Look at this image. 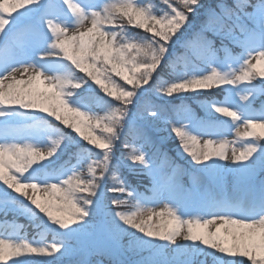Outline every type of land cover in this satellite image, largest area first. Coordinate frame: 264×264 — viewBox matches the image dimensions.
Instances as JSON below:
<instances>
[{"label": "snow or ice", "instance_id": "6c2138e0", "mask_svg": "<svg viewBox=\"0 0 264 264\" xmlns=\"http://www.w3.org/2000/svg\"><path fill=\"white\" fill-rule=\"evenodd\" d=\"M162 4L0 0V117L43 114L76 145L41 175L63 136L42 150L0 120V217L27 213L52 237L0 238V264H264V0ZM127 26L146 35L122 39ZM56 63L69 71L44 67ZM86 84L104 115L78 96ZM225 87L244 94L209 98ZM188 96L205 98L203 116ZM232 129L240 143L222 139ZM121 145L131 151L117 155ZM126 173L148 176L151 195ZM125 196L143 202L139 213L117 210Z\"/></svg>", "mask_w": 264, "mask_h": 264}, {"label": "trees", "instance_id": "16d2710c", "mask_svg": "<svg viewBox=\"0 0 264 264\" xmlns=\"http://www.w3.org/2000/svg\"><path fill=\"white\" fill-rule=\"evenodd\" d=\"M204 3H214L215 0H203ZM225 2H228V0H225ZM139 5H142V4H139ZM142 6H145V7H150V8H155L157 11H160L162 13V10L165 8V6L162 4V0L159 1V0H156L155 2H152V3H149V5H142ZM199 20V19H198ZM121 21H117V23H120ZM123 23L125 25H127V22L126 20L123 21ZM199 25V24H198ZM126 28H128L129 30H131L132 32L134 31H137V32H141L143 33L141 30L139 29H135L131 26H127ZM117 32L119 31V28L116 29ZM134 30V31H133ZM145 34V33H143ZM143 34L140 35V38L143 37ZM209 38H214V37H211V34H209ZM216 39V45L217 47L220 46V40L218 38H215ZM196 40L193 39L192 41V44L193 46L196 45ZM227 43V41L225 42ZM239 49L238 48H233L232 49V54L233 55H236V54H239ZM127 86V85H125ZM94 87L95 86H92V88H89L88 85L86 84L84 86L83 89L80 90V92L78 93V96H83V97H86L88 99V101L90 102V104L93 106L94 109L97 110V105H99V101H97L96 99V95L94 93ZM98 91V89H97ZM227 93V91L224 90V88L222 89H213L212 93L210 94V99H215V100H222L224 97H225V94ZM100 95H103V93H100ZM152 96L154 97L155 101L156 102H159L160 100V97L157 96L155 93H152ZM167 99V98H165ZM200 100H205L204 97H192V96H188L184 103L186 105H189L192 107V109L198 114V115H201L203 116L204 115V112L203 110L199 107V104L197 103V101ZM173 103L175 104H179L180 101L179 100H174ZM14 111V110H8V112H11ZM104 112L105 111H101L99 113V115H104ZM27 113H30V114H35V115H38V120H35V121H31L29 123H27L26 126L24 125H20V124H17L19 125L21 128H28L31 124H33L34 122L36 123H40V121H42L44 124L47 123V125H49V128L51 129V131L55 132V134L59 137L63 136V139L61 141V146L60 148L57 150L58 151V158L57 160H60L56 166H53L54 168H52V166H47L45 169L47 170H56L55 168H59L58 170H60L61 166L65 164V161H68L69 160V157L72 155V153L76 150V145L71 141V139L65 135L63 132H61V130L59 128H57L53 122L47 120L43 114H40V113H35V112H27ZM213 118L216 119L218 117H216L214 115V113L212 114ZM10 121L13 122V119L12 117L10 118ZM32 126V125H31ZM41 126V125H40ZM164 135H166V133H163ZM69 142H72L71 146L69 145V147H63L65 145H68ZM168 147L170 148L171 145H168ZM122 151H131V146L127 149L123 148V146H117L116 148V154L117 155H120V153ZM93 160L96 159L95 156L92 157ZM73 163L74 162V159L72 161ZM91 162V161H89ZM84 166H87L86 164ZM82 173V172H81ZM82 175H87V173L83 174ZM120 173H117V176H119ZM127 179L129 180L130 183H132L133 185L137 186L138 187V190L142 193H144V195H150L151 192L149 191V189L151 188V183H150V179L148 176H145V175H138V176H133V175H130V174H125ZM184 182L187 183L188 182V178L185 177L184 178ZM113 183V181L110 179L108 181V184L111 185ZM123 199H126V200H129L128 203L122 205L118 210L120 211H126L128 212L129 210L133 209L134 207V203H135V200H130L129 198H127L126 196L123 197ZM107 203V201H106ZM10 216H8L9 218ZM11 218V217H10ZM13 220L15 221H19V224L23 225L24 229L26 231H28L27 235H26V238L30 241H33V242H45L46 240H49L51 242V234L50 232H48L47 230H44L43 229V225L40 224V221H37V222H34V221H30L28 220L27 218H24L22 216H16L13 218ZM100 259H102L100 257ZM104 259V264H107V259L106 258H103ZM65 264H68V261L66 260Z\"/></svg>", "mask_w": 264, "mask_h": 264}, {"label": "rangeland", "instance_id": "374dc122", "mask_svg": "<svg viewBox=\"0 0 264 264\" xmlns=\"http://www.w3.org/2000/svg\"><path fill=\"white\" fill-rule=\"evenodd\" d=\"M155 1L156 0H127V2H130V3H133V4H142V5H149V3H152V2H155ZM159 1H161V0H159ZM73 2H75V0H73ZM107 2L109 4H111V3L115 2V0H107ZM192 23H193V25L198 26V24L200 23V20H198L197 17H192ZM81 30H84V29L81 28ZM142 34L143 33L137 32V31L132 32L131 30L126 28V31L122 35L121 38L125 39V40H127V39H138L140 37V35H142ZM143 35H146V34H143ZM253 63H255V60H253ZM44 67H45V69L53 71L56 74H61V73L69 71V69L67 68L66 64H63V63H56V64H52V65H44ZM18 78H20V77L18 76ZM117 81L122 86L128 87V86H125L123 81H119L118 78H117ZM224 90L227 91V93H226L224 99L222 101H220V102H227L228 100L236 102V101H239V95L244 94V89L243 88H241L240 93L238 95H230L227 87H225ZM203 101L204 100H202V102ZM257 102H260V100H258ZM113 106H119L118 102L113 101ZM263 106H264V103L260 106V108L263 107ZM96 107H97V110L94 109V108H92V110L94 112L98 113V114L101 111H107L108 110L107 107L103 106V105H97ZM256 107L259 108L258 104H256ZM214 115L216 117H218V118H221V120L228 119V118L219 116V114H215L214 113ZM11 117H12V119H14L15 121H17L19 123H24V122L29 123L31 121L38 120V115H35L33 113L30 114V113H27V112H25L23 110H14V111L11 112V114H10V112H8V115L6 117H0V120H4V119L9 120ZM31 125L28 128H22L23 133H20L16 137V139L22 140V141H24L26 143L32 142V143L38 145L39 147H41V149L43 150L44 147L49 145L50 140H54V139L57 138L56 137L57 135L55 134V132L51 131V129L49 128V125H47V123L44 124L42 121H40V123H37V122L35 123L34 122ZM243 130L244 129L241 127L240 131L243 132ZM207 138L208 137H203V139H207ZM217 139H220V138H217ZM222 139H226L228 141H237L238 143L241 142L240 138L236 134V130L235 129H232V131L229 132L225 137H222ZM71 144H72V142H69L68 145H65L63 147H69V145L71 146ZM58 156L59 155H58V152H57L56 155L54 157H52L50 160L43 161L42 165H44V163H47L48 165L52 166V168H54L53 166H56V165H54V163L55 162H59L61 160L60 159V160L56 161ZM43 167H42L41 175L55 174L58 171V169H59V168H55L56 170H53V171L51 170L50 171V170H47V169L44 170ZM79 171H80V173L82 172L83 174L87 173V166L83 165L79 169ZM138 203L141 206L140 208L137 207ZM143 206H144V204H143L142 201L138 202V201L135 200L133 209L129 210L128 212L129 213H139ZM9 216L11 218L10 217L8 218V222L7 223H5L3 221V218L0 217V238H5V237H9V236H13L14 237L17 234L19 236L26 237L28 231H26L24 229L23 225L19 224V221L17 222L15 220H13L14 217L11 214ZM19 216H22V217L27 218L28 220L34 221V222L39 221L38 219H36L34 217H31L27 213H25L24 215H19ZM190 218L191 217H185V219H190ZM13 225L16 226L15 232L13 231V227H12ZM180 241H181V238H178V242H180ZM40 243H50V241L46 240L45 242H40ZM36 259H41V258L40 257H36ZM92 260H93V262L95 264V261H98V260H101V259H100V257H92ZM65 262H66V260H65Z\"/></svg>", "mask_w": 264, "mask_h": 264}]
</instances>
